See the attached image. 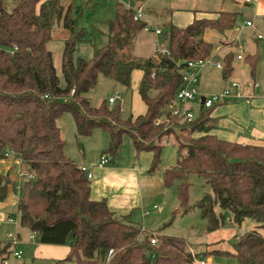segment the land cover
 Segmentation results:
<instances>
[{"label":"trees","instance_id":"16d2710c","mask_svg":"<svg viewBox=\"0 0 264 264\" xmlns=\"http://www.w3.org/2000/svg\"><path fill=\"white\" fill-rule=\"evenodd\" d=\"M72 7L73 3L65 7L60 0H15L10 10L6 0H0V161L12 155L35 175L25 180L18 196L21 224L41 243L68 245L62 260L76 264H100L111 249L109 264H198L214 255L232 257L236 264H264L260 233L264 230V145L229 142L211 134L216 125L210 117L213 107H199L188 123L170 117L174 129L155 123L182 82L183 64L177 67L176 61L213 57L219 46L235 45L238 12L221 10L194 17L185 26L169 24L163 39L170 54L137 61L125 49L146 22L133 19L132 7L116 4L114 17L106 23L107 41L90 58L78 53L79 45L91 40L87 41L85 28H78ZM56 23L70 32L61 53L60 74L48 48ZM207 30L222 35L217 48L204 39ZM234 53L229 50L222 58L223 77L233 71ZM245 59L254 76L257 55ZM134 69L143 71L138 93L146 105L144 114L123 118L119 100L93 105L86 97L100 74L128 88ZM65 112L71 114L77 136H90L97 128L107 133L102 154L107 158L117 159L124 135L137 152H152L150 174L161 161L163 138L179 129L175 163L161 172L164 187L173 189L178 199L173 216L190 209L189 175L197 174L205 189L197 206L208 222V232L226 222L240 226L246 218L253 219L257 229L240 233L228 250L193 252L186 238L161 230L140 238L139 227L127 215L111 211L105 199L90 197L89 179L64 153L66 143L57 121ZM10 188L16 190V181L0 171V202L7 199ZM153 236L156 244L150 242ZM211 244L215 242L207 246ZM9 247L5 245L0 256Z\"/></svg>","mask_w":264,"mask_h":264},{"label":"rangeland","instance_id":"374dc122","mask_svg":"<svg viewBox=\"0 0 264 264\" xmlns=\"http://www.w3.org/2000/svg\"><path fill=\"white\" fill-rule=\"evenodd\" d=\"M244 0H60L61 4L65 7H68L73 3L72 9L74 10L73 15L76 18L78 28L84 27L87 31L88 40L87 42L79 45V55L84 58H90L96 48L101 47L107 41V21L111 20L114 17L115 6L117 3H121L125 6L130 4L134 10L138 7L143 13L142 20H145L146 26L150 24L157 23L162 31L167 29L169 24L174 25H186L194 17L201 16H211L214 15V12L218 10L224 11H234L238 12V18L236 22V30L238 32L239 44L245 48L243 53H246L250 50L251 46L255 49L257 44L258 53L261 56L260 61L257 65V70L255 71V83L260 86V89L264 88V84L260 81V72H264V38L261 41H257L256 37L258 33H261L264 36V21L261 15H255V2L245 5ZM15 5V0H6V6L8 9H12ZM194 15V16H193ZM190 19V20H189ZM246 19H251L255 22L256 28H248L244 24ZM184 25V26H185ZM213 35L215 45L219 43L218 39L221 35L214 31ZM213 33V32H212ZM70 32L63 27V23H56L52 30V40L48 43V48L53 53L54 65L57 70V73H61V47L64 45V41L68 39ZM157 37L150 30L143 29L141 31L135 32L133 39L130 45L125 49V54H129L131 58L142 61L150 57L154 52L153 48H157L158 45L155 41ZM158 40L164 41L163 35L158 37ZM255 40L257 42H255ZM235 55L239 52L235 49ZM220 55L216 58L219 59ZM214 56L211 58V64L220 62L216 60ZM235 65L239 68V75L233 77L231 80L239 84L241 92L244 94L251 90L252 80L250 79V74L243 72L241 61L234 59ZM211 64L205 68L206 70L210 69ZM205 70V71H206ZM61 77V75H59ZM258 76V78H257ZM257 78V81H256ZM264 78V77H263ZM134 84L125 88L121 84L104 77L103 75H98L96 84L91 88L90 91L86 93V97L90 100L91 104L97 105L100 104L102 100H108L112 95L121 93L122 100L121 111L122 117L127 118L132 115H136V112H139L144 105L141 101L140 95L137 93V90ZM126 89V90H125ZM220 92V91H218ZM217 92V93H218ZM243 97V95H242ZM140 99V100H139ZM198 100V99H197ZM195 103V108L198 107ZM238 100V99H237ZM164 114L159 117V124H162L165 129L167 128H176L175 121H172L170 117L165 116ZM144 114V113H143ZM138 116V115H137ZM59 127L61 130V135L65 140V153L68 157L73 159L77 164L81 163L82 152L79 145H83L84 149L90 153L92 157L96 153L95 150L98 149L99 144L101 143V137H105L108 140L107 133L103 130L97 128L92 133L91 136H85L86 140L77 139L81 136H77L75 131V125L73 118L69 112L63 113L59 118ZM178 122V121H176ZM181 124L180 122H178ZM176 135H169V142L162 141L163 144V156L162 157H171L176 149L175 137L179 134V129H176ZM202 133H194V136H199ZM121 151L126 149H133L131 140L127 135L123 137V144L120 146ZM98 156L100 153L97 154ZM96 156V154H95ZM115 160L110 159L109 163L114 162ZM108 162V161H107ZM163 163L157 165V169L154 170V174H159L161 171ZM29 170L28 166L25 164L21 169V172L18 174L19 181H16V188H22L25 180L29 179L28 175L25 174V171ZM28 172V171H27ZM24 176V177H23ZM190 190H189V204L190 209L187 212L181 214L179 212L177 215L173 216L172 206L175 203H172L171 200L166 199L164 202H154L159 206L160 212L157 214H152L150 217L146 218L145 225L146 232L141 234L142 238L146 234L150 233H159L158 230H161L163 234L184 237L188 240L191 247L190 249L194 252H200L205 250V248H216L228 250L232 242L237 238V236L245 231L251 229H257L256 222L251 218H246L240 226L230 224L226 222L225 225L219 228L216 231L208 232V222L201 217V210L197 206V201L202 198L204 193L203 188V178L197 174L189 175ZM168 195L169 192H167ZM18 194V193H17ZM17 194H15L17 196ZM177 209V208H176ZM0 214L4 217L11 216L15 219L16 225L21 227L20 213L16 203L12 201H7L5 206L0 205ZM1 219V217H0ZM139 229L142 227L138 226ZM15 232L16 227L9 225H0V241L8 239V232ZM260 233L264 236V230L260 229ZM9 240V239H8ZM208 245L209 243H214ZM217 242V243H216ZM5 246V241L0 243V249ZM208 258H212L211 264H236V261L232 257L225 256H208L205 259L208 261ZM204 259V258H202ZM9 263H12L8 259ZM67 264H76L74 261H70ZM100 264H106V261L100 262Z\"/></svg>","mask_w":264,"mask_h":264},{"label":"crops","instance_id":"0c3cea01","mask_svg":"<svg viewBox=\"0 0 264 264\" xmlns=\"http://www.w3.org/2000/svg\"><path fill=\"white\" fill-rule=\"evenodd\" d=\"M243 3L245 5L250 4V2L246 1H243ZM254 4L255 15H261L263 19L264 0H257ZM191 20L189 22H191ZM253 23L254 27L248 28L255 29L256 24L254 21ZM155 24L158 25L157 23ZM214 33L215 32L212 30H207L205 31L203 37L205 40L215 43L213 42V35H215L216 33ZM259 34L261 33H258V35ZM258 35L256 37V40H263L264 36L261 34L262 38L259 39ZM236 37L238 38V32ZM222 38L223 37L221 35L218 41L220 42ZM256 40L255 42H257ZM217 47L218 45L216 46V48ZM219 47L213 52V56L214 58H216L218 55H220L219 59L216 58V60H219L220 62H222V58L224 54L227 53V51L233 50V52H236L235 45L233 44L229 47L221 46L220 49ZM62 50L63 46L60 50L61 53ZM243 51H245V48ZM243 51L241 52V54L243 55V59H235L237 61H241L243 72H247L248 74H250L249 64L247 63L245 58L248 55L256 54L258 57L256 64L257 70V65L261 58L258 53V46L256 44L255 49L251 46L250 50H248L246 53H243ZM151 56H154V52L151 54ZM215 63L211 64L210 69H204L200 76L199 89L203 94L222 91L229 86V83L233 77H237L239 75V70L241 68L237 67L234 62L232 63L233 71L228 77H223L221 70L215 66ZM259 75L261 76L260 79H262L260 81L264 84V72H260ZM142 76L143 71L140 69H134L131 73L130 85L131 83L132 85L134 84L137 93ZM249 76L252 80V86L249 92L243 94L240 90L243 97L232 98L213 107L212 111L210 112V117L216 119V125L210 131V133L221 140H226L229 142L264 145V88L260 89V86L255 83V75ZM115 95L117 96L115 102L118 100H122L120 92ZM195 101L191 103V106L194 109L198 110L199 106H201V99L199 98L197 100L199 102L197 108H195V106H197L195 105V103L197 104V102ZM142 103L144 104L142 106L143 110L139 108V112H136V115H132L133 117H137V115L145 113L146 105L143 101ZM57 122L59 126V121ZM81 138H83L82 140H86L85 136L79 137V139H77L78 143ZM169 138V136H166L163 138V140H166L165 142H169ZM101 140L102 141L99 144L98 149L95 150L96 156L94 154V156L92 157L89 155L90 153L86 151L87 149H84L82 144L79 145L82 152V158L81 163H76L80 167H88L89 171L92 174L91 178L89 179L91 188L90 197L92 199H105L111 211L119 215H127L130 222L140 227L143 226L144 228L147 227L145 225L146 218L161 211L159 206H157V204L154 202H164L166 199H170L172 203H175L172 206V211L173 209L178 208V199L174 190L164 187L161 177L162 170L175 163L177 155L176 149L174 153H172L171 157H162L164 151V149H162L161 161L164 166H162L159 174H154V172L153 174H150L148 173V171L152 164V152L145 150L137 152L132 142L131 144L133 146V149H126L125 151H121L122 149H120L118 152V157L114 162L109 163L110 158L108 157V162L106 161L105 164L99 165V158L103 154V149L108 144L107 138L105 139V137H101ZM98 153H100L99 156L97 155ZM24 165L25 164H22L19 159H16L11 155L8 158L0 161V171L4 174H9L13 180L19 181L18 174L19 172H21V169L24 167ZM27 171L31 172L30 170H26L25 173ZM19 191V187L18 189L16 188V190L10 188L7 199L0 202V205L5 206L7 201H12L17 205L18 196L20 194ZM167 192H169V194L171 195H168ZM15 194H17V196ZM145 211H149V215L144 216ZM0 217V220L3 221L2 224H0L1 226L9 225L14 226V228L16 227V233L18 234V237L20 239V247L23 250V257L21 259H17L13 256V249L8 240L9 234L11 233V231H9L7 241H0V243L5 241V245H10L9 252H5L0 256V264H2V261L4 259H9L10 261H12L11 264H67L68 262H70L67 260H62L66 258L69 252L68 245L41 243L39 241V236L32 232L28 227H25L21 224V227L19 228L18 224L16 225L15 219L14 222H9L8 219L11 216L4 217V215L2 216L0 214ZM160 233L163 232L161 231ZM2 249L3 247L0 249V253ZM211 261L212 258H208L207 262L211 264Z\"/></svg>","mask_w":264,"mask_h":264},{"label":"built area","instance_id":"2783aa9c","mask_svg":"<svg viewBox=\"0 0 264 264\" xmlns=\"http://www.w3.org/2000/svg\"><path fill=\"white\" fill-rule=\"evenodd\" d=\"M246 2H256L257 0H244ZM130 7V4L128 5ZM143 18V13L141 9L137 8L134 10L133 19L139 20ZM244 25L246 27H254V23L252 20H246L244 22ZM146 30H150L155 34L157 39H155L158 47L154 48V55L155 56H161V55H169V49L165 41L158 40L159 36L163 35V31L154 23L145 26ZM258 38H262V35L259 34ZM235 48L239 51V53L236 55L237 59H243V55L241 52L243 51V47L239 44V40L237 38V41L235 43ZM211 57L207 58H200L196 60H187V61H176V66L179 67L182 65L179 69L181 71V79L182 82L179 86V89L177 90L175 97L173 100L168 104L167 110L165 113L166 117H172L176 119L180 123H188L193 121L196 118V109H194L191 106V103H193L197 99H203V103H201V106L203 108H211L215 105H219L220 103H223L224 101H227L232 98H240L242 97V94L240 92L239 84L235 81H230L229 86L225 89H223L220 92H211V93H201L199 89V79L202 71L211 64ZM215 66L218 69H222V63L217 62L215 63ZM117 99V96H111L108 99V102L110 104H113L115 100ZM159 118L156 119L155 123L159 124ZM107 161V156L101 155L99 158V165L105 164ZM81 170L86 174L87 178L90 179L92 174L89 171L88 167L81 166ZM26 175H28L29 179L35 178V175L30 172H26ZM21 190V187H19ZM20 192V191H19ZM155 207V206H154ZM149 215V211L144 212V216ZM9 222H14V218L9 217ZM3 221L0 220V224H2ZM140 236L144 232H146V229L142 226V228L139 230ZM155 235V233H153ZM150 242L152 244L157 243V237L153 236L150 239ZM9 243L12 246L13 249V256L17 259H21L23 257V250L20 247V239L18 237L17 233L11 232L9 234ZM114 252L113 250L108 251V255L106 258V264H109V261L111 257L113 256ZM2 264H11L8 262V259H4L2 261ZM198 264H210L207 262L206 259H200L198 261Z\"/></svg>","mask_w":264,"mask_h":264},{"label":"water","instance_id":"95a60500","mask_svg":"<svg viewBox=\"0 0 264 264\" xmlns=\"http://www.w3.org/2000/svg\"><path fill=\"white\" fill-rule=\"evenodd\" d=\"M201 103H203V99H201Z\"/></svg>","mask_w":264,"mask_h":264}]
</instances>
